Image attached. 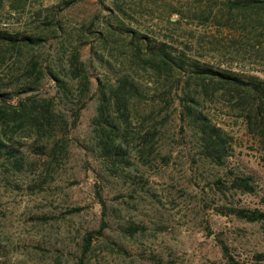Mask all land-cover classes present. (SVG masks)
I'll use <instances>...</instances> for the list:
<instances>
[{
  "label": "rangeland",
  "instance_id": "374dc122",
  "mask_svg": "<svg viewBox=\"0 0 264 264\" xmlns=\"http://www.w3.org/2000/svg\"><path fill=\"white\" fill-rule=\"evenodd\" d=\"M109 25L173 39L202 61L264 79V6L229 9L227 0H75L69 5L5 0L0 28L42 37L30 47L0 46V81L37 85L18 99L52 98L56 111L67 112L70 104L53 82L35 78L39 69L57 73L73 95L79 69L93 81L91 93L98 81L107 85L128 72L143 83L146 95L135 105L126 136L131 164L113 175L86 148L96 113L93 95L76 126L58 139L36 138L26 123L0 121L23 158L15 166L8 154L0 155V264H79L82 236L99 225L97 189L110 226L92 241L81 264H264V218L249 221L232 211L264 212L263 147L221 98L205 109L230 135L229 154L220 166L204 158L192 132L181 130L172 101L181 78L129 66V39L109 33ZM157 94L168 101L153 103ZM233 174L252 175L255 191L233 189ZM132 222L143 231L130 235L119 229Z\"/></svg>",
  "mask_w": 264,
  "mask_h": 264
},
{
  "label": "trees",
  "instance_id": "16d2710c",
  "mask_svg": "<svg viewBox=\"0 0 264 264\" xmlns=\"http://www.w3.org/2000/svg\"><path fill=\"white\" fill-rule=\"evenodd\" d=\"M4 1L0 0V8ZM74 1L63 0V3L69 5ZM98 1L103 2V0ZM227 6L229 9L243 6L260 7L264 6V0H227ZM105 7L110 11L109 14L114 12L113 8L107 5ZM50 9L51 7L47 8ZM106 30L114 34L121 32L120 35L128 37L131 51L129 66H140L143 70L149 67L155 74L164 70L167 74L181 78L178 82V92L172 101L176 102L181 130L185 132V129H188L192 132L204 158L220 166L229 154L227 139L231 138L230 135L209 117L205 109L207 104L221 98L227 100L232 108L240 113L247 132L255 137L264 149V79L261 76L202 61L188 54L187 50L173 39L151 36L147 32L119 25L116 27L109 25ZM41 40L39 34L12 32L0 28V46L30 47ZM79 70L81 72L77 76L74 95L67 81L57 73L49 71L45 75L46 73L39 69V76H35L37 79L41 76L40 78L45 77L53 82L62 93L60 98L67 99L65 104H70L66 113L54 109L52 98H41V102L31 96L26 97V101L18 99L23 93L36 89L34 80L20 85L11 81H0V121L2 124L8 119H11L15 125L26 123L29 131L36 138H46L47 141L52 138L58 139L65 136L70 127L76 126L82 109L93 95L96 100V113L92 118L93 129L86 148L102 162L103 171L113 175L125 170L131 164L130 147L126 136L129 134L128 129L135 105L141 103L146 95L144 85L126 72L115 77V80L107 85L98 81L91 93L93 81L86 71ZM13 99H16L15 103L10 102ZM151 101L161 103L168 101V98L163 94H157L151 97ZM17 144L12 137L5 135L3 127L0 126V155L8 154L15 166H19L23 161V158L15 154L19 150ZM35 147L40 150L39 146ZM100 176H103L102 173ZM230 182L231 187L241 193L255 191L254 179L250 174H233ZM96 196L100 204L99 225L95 229L87 230L82 236L79 264L90 250L92 241L104 237L105 229L110 226L108 207L98 189ZM232 211L236 216L249 221L264 218V212L258 209ZM119 229L133 235L143 231V226L132 222L126 225L119 224ZM117 250L122 249L117 248Z\"/></svg>",
  "mask_w": 264,
  "mask_h": 264
}]
</instances>
